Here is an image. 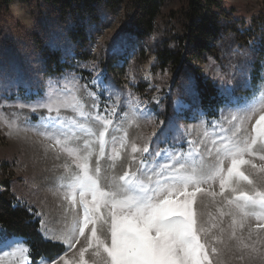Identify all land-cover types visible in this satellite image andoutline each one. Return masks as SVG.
Returning a JSON list of instances; mask_svg holds the SVG:
<instances>
[{
	"label": "rangeland",
	"instance_id": "1",
	"mask_svg": "<svg viewBox=\"0 0 264 264\" xmlns=\"http://www.w3.org/2000/svg\"><path fill=\"white\" fill-rule=\"evenodd\" d=\"M188 1L162 0L155 29L146 36L136 32L131 0H124L116 11L98 5L96 20L89 15H63L58 6L46 0H14L0 13V180H11L12 191L43 220L44 231L50 237L70 232L80 206L77 204L73 210L63 199L59 185L61 177L68 175L64 165H70L73 171L76 169L72 158L60 152L59 146L47 138L48 121L55 120L56 127L65 131L74 127V121L99 130L100 124L94 117L111 118L106 137L109 144L100 161L102 184L107 182L105 178H118L140 167L141 159L148 153L133 154V144L141 150L147 146L149 153L156 149L162 154L165 150L169 154L179 152L181 159L199 164L197 156H202L205 162L215 161L216 147L232 137L237 127L240 138L255 135V121L259 114H264L261 111L264 109V58L260 61L259 81L255 83L264 26L258 35V44H243L236 40L234 33H225L216 41L217 57L205 55L198 63L220 90V97L205 110L193 73L185 68L176 82L171 69H160L157 55L164 41L170 40L171 46L177 47L175 37L183 33ZM223 1L236 18L245 19L247 24L264 13V0ZM223 24L227 21L223 20ZM82 29L87 39L79 42L75 37ZM117 37H122L123 53L119 60L111 55V46ZM79 50L83 55L86 52V59L77 57ZM49 52H60L61 58L72 67L59 75L47 73ZM189 78L195 81V94L189 87ZM246 91L249 92L244 93ZM53 95L64 104L76 105V110L71 106L60 107L57 114L46 108L33 111L31 107L18 106L20 103L35 105ZM56 106L53 105V109ZM249 107H254L258 113L251 122L244 119ZM165 129H168L166 136L161 137ZM75 131L82 139L71 143L82 144L88 137H84L79 127H75ZM125 133V149L120 150V157L114 161L109 159L111 138L116 137L118 147ZM93 147L98 152L99 145ZM253 151L254 155L245 156L250 163L242 165L241 170L264 190V173L259 172V168L264 167V160L260 159L264 151H260L259 142ZM95 159L94 155L93 163ZM159 159L157 157L156 161ZM252 163L257 165L256 169L251 167ZM112 164L115 167H109ZM224 167H229L227 160ZM202 187L205 192L197 194L195 208L203 226L210 229L207 238L220 236L223 240L214 245L219 249V255L212 257L215 264H264V220L255 216L242 219L234 205H229L225 199L232 198L231 189L220 195L219 179L211 186ZM241 187L247 190L251 186L242 181ZM229 212L234 215H228ZM104 214L106 217V211ZM234 216L235 225L232 224ZM91 227L90 224L79 243L67 252L65 259L71 264H77L81 249L87 247ZM96 227L98 235H108L103 221H97ZM233 231L235 237L231 235ZM9 240H18L22 248L30 249L22 238ZM52 241L64 244L66 251L67 245L62 240ZM244 244L249 247L244 248ZM252 247L258 251L252 253ZM65 251L54 259L44 260L64 264V260L56 258ZM92 252L93 249H89L85 253L89 264L95 259ZM30 253L0 244V264H24L26 257L31 264H40L42 259L35 263Z\"/></svg>",
	"mask_w": 264,
	"mask_h": 264
},
{
	"label": "snow or ice",
	"instance_id": "2",
	"mask_svg": "<svg viewBox=\"0 0 264 264\" xmlns=\"http://www.w3.org/2000/svg\"><path fill=\"white\" fill-rule=\"evenodd\" d=\"M121 41L122 37L113 41V59L119 60L122 56ZM189 87L195 94L196 84L191 78ZM53 105H57L55 109ZM18 106L31 107L33 111L46 108L49 112L55 110L57 114L60 107L71 106L76 110V105L64 104L54 95L35 105L20 103ZM80 114L83 115V112ZM257 114L254 107H249L244 119L251 122L252 117ZM94 119L100 124L99 130L74 121V127L65 131L62 127H56L55 120L48 121L49 132L45 133L47 138L59 146L60 152L72 158L76 169L73 171L70 165H64L68 175L66 178L61 177L59 185L63 189V199L68 201L73 210L77 204L80 206V212L68 234L50 237L44 231V222L41 220V232L46 241L62 240L67 245L65 253L56 260L71 264L65 256L79 243V238L85 235V229L91 224L90 239L87 247L81 249L77 264H89L85 259V253L89 249H93L92 256L95 258L91 264H215L212 257L219 255V249L214 245L223 243V240L220 236H213L211 240L207 238L210 229L203 226L195 205L197 194L205 192L202 185L211 186L217 179L220 195L231 189L232 198L225 199L229 205H234L242 219L255 216L264 220V190L257 187L253 179L241 170L242 165L250 163L245 156L254 155L253 150L258 142L260 151H264V114H259V119L255 121L254 136L238 137L240 128L237 127L232 137L226 138L216 147V159L212 162H205L202 156H197V164L195 161L181 159L179 152L169 154L165 150L162 154L161 150L156 149L149 153L147 146L141 150L133 144V154L142 151L148 153V156L141 159L140 167L135 172H125L118 178H105L107 182L104 184L101 183L100 161L104 159L105 149L109 144L106 137L112 120L100 115ZM232 119L235 120L236 117L233 116ZM75 127H79L84 137H88L83 139L82 144L71 143L82 139L77 135ZM167 131L165 129L161 137H165ZM94 144L99 145L98 152L93 147ZM125 144L126 133L120 139L118 147L116 137L113 136L109 159L114 161L120 157V150L125 149ZM94 155L96 159L93 163ZM157 157H160L158 162ZM132 159L135 160L136 157L133 155ZM260 159L264 160V155ZM225 160L229 162L227 168L224 167ZM251 167L256 169L257 165L252 163ZM259 172L264 173V167L259 168ZM242 181L251 187L245 190L241 187ZM227 214L234 215L232 212ZM97 221H103L107 225V236L98 235ZM236 222L234 216L232 224L235 225ZM240 226L243 227V223ZM231 235L235 237V231ZM0 244L15 251L31 252L29 248H22L18 240H9L6 232H0ZM243 247L248 248L249 245L244 244ZM251 251L256 253L258 250L252 247ZM24 264H31V260L26 257ZM40 264H54V261L42 259Z\"/></svg>",
	"mask_w": 264,
	"mask_h": 264
},
{
	"label": "trees",
	"instance_id": "3",
	"mask_svg": "<svg viewBox=\"0 0 264 264\" xmlns=\"http://www.w3.org/2000/svg\"><path fill=\"white\" fill-rule=\"evenodd\" d=\"M14 0H0V13L8 9ZM58 6L63 15L92 16L98 19L96 12L98 5H104L110 11L118 10L124 0H46ZM134 11V26L137 34L146 36L155 29V21L160 14L162 0H131ZM176 12H173L175 14ZM184 29L182 34L175 37L177 47L171 46V41H164L163 47L158 50L159 67L163 71L171 69L175 75V81L188 68L194 75L197 88L201 97L202 107L209 110V103L220 97V90L215 81L206 75L203 68L198 64L203 56L212 55L217 57L218 50L216 41L220 40L225 33L232 32L236 40L248 44H258V35L264 26V13L253 17L250 24L245 19L235 17L233 10L225 7L223 0H189L184 11ZM223 20L227 24H223ZM75 37L77 41H85L87 34L84 29L78 30ZM261 44L259 61L256 63L257 78L262 68L260 61L264 58V33L259 42ZM79 59H86V52L78 51ZM72 65L61 58L60 52L47 53V73L62 74L65 69ZM246 91L244 93H248ZM224 100V99H223ZM222 101V99H221ZM225 102V100H224ZM223 102V103H224ZM222 104V102L220 103ZM219 104V105H220ZM1 171V167H0ZM0 228L6 232L9 239L22 238L30 245L31 259L38 262L41 259H54L65 251V245L45 240L41 232V220L36 213L25 203H22L12 191L10 179L0 180Z\"/></svg>",
	"mask_w": 264,
	"mask_h": 264
}]
</instances>
